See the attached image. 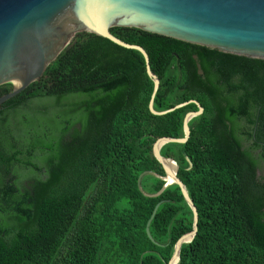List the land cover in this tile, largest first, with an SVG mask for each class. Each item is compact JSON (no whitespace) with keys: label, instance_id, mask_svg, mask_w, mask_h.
<instances>
[{"label":"trees","instance_id":"1","mask_svg":"<svg viewBox=\"0 0 264 264\" xmlns=\"http://www.w3.org/2000/svg\"><path fill=\"white\" fill-rule=\"evenodd\" d=\"M110 32L147 53L156 112L203 109L185 144L160 149L198 213L176 264H264V60ZM152 92L141 53L81 32L0 106V264H168L192 212L177 185L165 187L152 148L183 138L198 108L153 115ZM46 99L56 111L36 104Z\"/></svg>","mask_w":264,"mask_h":264},{"label":"water","instance_id":"2","mask_svg":"<svg viewBox=\"0 0 264 264\" xmlns=\"http://www.w3.org/2000/svg\"><path fill=\"white\" fill-rule=\"evenodd\" d=\"M114 27L136 28L225 53L264 60V0H0V86L8 83L14 86L11 93L0 97V106L37 81L81 32L141 53L146 73L153 82L148 106L153 115H165L189 103L197 106V111L184 117L183 138L162 137L152 148L154 158L165 172V187L177 185L192 212V229L178 239L168 262L176 264L181 246L196 235L198 213L177 177L176 164L162 157L160 149L167 143L185 144L190 135L188 122L203 109L197 102L189 101L156 112L153 100L159 79L150 69L148 55L143 48L113 36L110 29ZM149 173L144 172L138 177V185ZM162 203L155 206L146 224L145 231L150 240L149 225Z\"/></svg>","mask_w":264,"mask_h":264},{"label":"rangeland","instance_id":"3","mask_svg":"<svg viewBox=\"0 0 264 264\" xmlns=\"http://www.w3.org/2000/svg\"><path fill=\"white\" fill-rule=\"evenodd\" d=\"M78 102H80V100H78L77 97H74V98H70L68 100H64L63 101V104L69 105V104L78 103ZM36 104H38V105H47L49 107V109H50L51 112L52 111H56V108H54V102H53V100L46 99V100H42V101H37ZM60 119L63 120V116L60 117ZM174 169H175V167H174ZM259 172H258L259 175H262L261 171H259Z\"/></svg>","mask_w":264,"mask_h":264},{"label":"bare ground","instance_id":"4","mask_svg":"<svg viewBox=\"0 0 264 264\" xmlns=\"http://www.w3.org/2000/svg\"><path fill=\"white\" fill-rule=\"evenodd\" d=\"M168 165H170L173 169H174V165H172V164H169V162H168Z\"/></svg>","mask_w":264,"mask_h":264}]
</instances>
